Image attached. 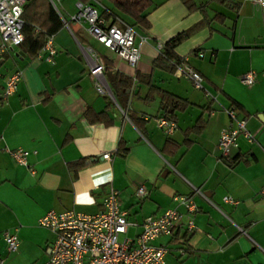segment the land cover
Returning a JSON list of instances; mask_svg holds the SVG:
<instances>
[{"label":"crops","instance_id":"1","mask_svg":"<svg viewBox=\"0 0 264 264\" xmlns=\"http://www.w3.org/2000/svg\"><path fill=\"white\" fill-rule=\"evenodd\" d=\"M150 1L148 29L133 25L110 3L97 4L99 12L117 15L114 24L134 29L140 50L135 67L70 21L77 0L61 2L68 27L53 35L51 62L42 50L34 57L14 55L19 47L0 54V96L6 76L22 72L16 91L0 103V264H22L23 251H28L24 264H45L54 234L40 227L38 218L49 210L95 214L110 190L117 191L120 209L132 223L122 236L129 238L141 231L145 217L172 207L174 194L192 196L198 210L190 217L198 231L181 226L153 241L168 248L165 264H264V8L250 0H232L234 8L194 0L202 7L190 12L181 0ZM182 31L189 35L174 52L202 75L203 89L156 60L158 43ZM86 47L102 58L114 100L96 91ZM249 71L255 81L244 85L240 76ZM116 73L132 78V87L118 90ZM149 84L190 103L171 115L177 125L171 135L155 124L171 110L159 94L149 95ZM230 107L238 119L245 118L253 141L239 134L225 158L217 143L220 131L230 126ZM103 110L110 124L94 121L93 114ZM130 115L140 120L139 127ZM199 118L204 127L189 132ZM166 140L177 148L165 149ZM119 143L128 148L125 156L117 153ZM16 148L29 152L26 165L8 153ZM106 153L108 159L102 157ZM76 163L82 166L70 167ZM140 185L147 192L143 197L136 196ZM4 231L19 239L10 259L4 257L9 253Z\"/></svg>","mask_w":264,"mask_h":264},{"label":"built area","instance_id":"2","mask_svg":"<svg viewBox=\"0 0 264 264\" xmlns=\"http://www.w3.org/2000/svg\"><path fill=\"white\" fill-rule=\"evenodd\" d=\"M54 10L60 15L63 26L68 27V21L61 13L62 0H48ZM258 7L264 8V0H250ZM26 0H0V54L9 53L10 49L18 48L24 36L22 33V13ZM75 12L69 15L73 21L83 27L86 32L106 49L116 54L135 67L139 58V44L136 43V33L131 26L106 23L100 16L98 9L90 3H75ZM145 38H141L144 41ZM163 43H158L161 50ZM90 57L89 75L94 81L96 91L114 100L110 88L104 79V62L98 53L90 48H83ZM46 52L45 60L52 61L56 53L53 35H48L41 48ZM199 56H202L199 53ZM173 75L189 79L196 89H203L202 75L192 68L181 57L173 61ZM22 72L16 69L5 78L4 87L0 96L1 101L16 91ZM244 85L255 81L253 71L240 76ZM230 126L220 131L217 147L221 155L228 158L231 149L236 148L239 134L249 142L253 141L252 135L245 127V118L236 117L235 108L227 109ZM156 126L166 135H171L177 128L176 122L167 115L162 114L155 118ZM13 160L20 164H27L28 151L16 148L8 150ZM104 159L109 158V153L103 154ZM146 189L140 185L136 189V196L146 195ZM173 206L167 208L159 215L145 217L140 226L141 231L134 237H122L132 224L126 218L125 211L120 209L118 193L110 190L104 197L102 210L95 214H87L74 209L56 212L49 210L38 218L40 227L48 229L54 234V239L48 247V258L45 264H165L168 248L164 245H155L153 241L161 236H171L174 231L185 226L188 231H198L193 219L190 217L198 208L190 195L174 194ZM224 201L234 203L229 196ZM187 216L184 223L182 218ZM122 237V238H121ZM2 238L6 250L15 252L19 246V239L15 233L4 231Z\"/></svg>","mask_w":264,"mask_h":264},{"label":"trees","instance_id":"3","mask_svg":"<svg viewBox=\"0 0 264 264\" xmlns=\"http://www.w3.org/2000/svg\"><path fill=\"white\" fill-rule=\"evenodd\" d=\"M81 3H90L91 5L97 8V4L102 0H77ZM107 3H110L118 12L128 16L133 21V25H138L144 29L149 28V22L146 18V11L151 5L150 0H103ZM220 4L234 8L232 0H215ZM183 5L191 12L200 9L202 6H197L194 0H181ZM100 16L105 20H111V23L116 22L117 15L113 14L110 10H103ZM23 27L22 33L24 39L20 44L19 48L22 52H27L29 56L34 57L41 50L45 38L48 35H54L61 27H63V21L60 15L54 10L52 5L48 0H26L22 13ZM130 26V25H128ZM132 27V26H131ZM189 31H182L175 36H173L168 41L164 42L160 53L156 57L158 62H165L167 66L173 72V61H179V57L175 52L174 48L181 43L187 36ZM135 78L138 81H141L142 77L136 73ZM114 82L117 84L116 88L119 90H125L131 88L133 84L132 78L124 77L118 73L114 74ZM149 95L159 94L163 102L164 108L166 110H171L170 114L167 116L171 119V116L175 110H184L189 106V102L185 99H181L172 95L168 92L162 91L154 87L152 84H149ZM115 93V91H114ZM1 103V99H0ZM88 112V111H87ZM166 115V114H165ZM94 121H102L105 124H110L111 119L108 117L106 110H103L99 113H94ZM132 121L139 127L140 120L130 115ZM174 120V119H173ZM205 121L199 118L196 123L189 129V132L199 133L204 127ZM190 141H187L188 145ZM177 144L172 142V140H166L165 149L173 147L177 148ZM117 153L119 155L125 156L128 153V148L124 143H119L117 147ZM82 164H73L70 167H79Z\"/></svg>","mask_w":264,"mask_h":264},{"label":"rangeland","instance_id":"4","mask_svg":"<svg viewBox=\"0 0 264 264\" xmlns=\"http://www.w3.org/2000/svg\"><path fill=\"white\" fill-rule=\"evenodd\" d=\"M62 13H63V15H64V11H62ZM65 16V15H64ZM67 19H68V17L67 16H65ZM14 54V53H13ZM15 55V54H14ZM11 67V66H10ZM8 68V67H7ZM122 238V237H121ZM39 250L37 249V248H33V252L34 253H36V255L37 254H39V252H38ZM28 254V251H23V253H22V264H24L23 262H24V258H26V256H28L27 255ZM14 255V252H9V253H7L6 255H4V257L5 258H8V259H10L12 256ZM41 257H40V260H42V258H44L45 257V252H43V251H41Z\"/></svg>","mask_w":264,"mask_h":264},{"label":"water","instance_id":"5","mask_svg":"<svg viewBox=\"0 0 264 264\" xmlns=\"http://www.w3.org/2000/svg\"><path fill=\"white\" fill-rule=\"evenodd\" d=\"M10 52H14L13 48L10 49ZM22 54H23V52L21 50H18L15 52V55H17V56L22 55Z\"/></svg>","mask_w":264,"mask_h":264}]
</instances>
